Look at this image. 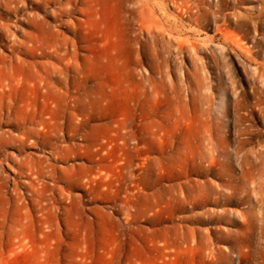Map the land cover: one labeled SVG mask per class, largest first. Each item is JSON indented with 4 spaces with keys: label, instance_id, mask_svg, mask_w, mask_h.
Wrapping results in <instances>:
<instances>
[{
    "label": "rangeland",
    "instance_id": "1",
    "mask_svg": "<svg viewBox=\"0 0 264 264\" xmlns=\"http://www.w3.org/2000/svg\"><path fill=\"white\" fill-rule=\"evenodd\" d=\"M68 1L0 0V264H264V0L197 54Z\"/></svg>",
    "mask_w": 264,
    "mask_h": 264
},
{
    "label": "bare ground",
    "instance_id": "2",
    "mask_svg": "<svg viewBox=\"0 0 264 264\" xmlns=\"http://www.w3.org/2000/svg\"><path fill=\"white\" fill-rule=\"evenodd\" d=\"M11 0H8V3ZM48 3L57 2L58 0H47ZM61 10L67 12L66 6L69 1L66 0ZM132 1V14L133 20L140 25V32L145 33L151 38L164 37L167 34L169 37L174 39L177 43L178 48L189 47L194 54H197L198 50L202 48H212V44L218 42L217 44L223 48V45H227V42L231 41L238 44V35L236 33V28L238 22L244 16L236 15V19L230 17L228 9L231 7L236 8L239 0H233V2H228L227 0H187V8L180 16L171 17L169 14L164 12V4L158 0H131ZM191 2V4L189 3ZM206 5L207 8L202 7ZM192 8H195L194 11ZM214 14L216 16L217 26L216 36L220 35L221 39H215V35L211 38H203L199 40L200 29H206L207 23L202 20L201 17L208 14ZM161 16H158L160 15ZM161 17V18H160ZM4 25H0V29H3ZM230 26H233V30H230ZM26 42L17 43L21 46L25 44L32 43L31 38L27 35ZM201 41V42H199ZM34 44L30 46V52L33 53ZM201 51V50H200ZM9 60H19L17 55L11 53L8 56ZM4 62V61H3ZM0 60V72L5 71L4 76L0 77V89H4L6 81V65ZM12 131L6 130L2 132V136H5V140H12L13 138L25 139V135L17 134L14 136Z\"/></svg>",
    "mask_w": 264,
    "mask_h": 264
}]
</instances>
